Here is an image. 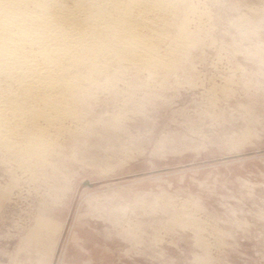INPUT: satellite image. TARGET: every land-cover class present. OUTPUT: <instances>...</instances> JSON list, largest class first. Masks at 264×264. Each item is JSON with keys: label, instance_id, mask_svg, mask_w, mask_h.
<instances>
[{"label": "rangeland", "instance_id": "rangeland-1", "mask_svg": "<svg viewBox=\"0 0 264 264\" xmlns=\"http://www.w3.org/2000/svg\"><path fill=\"white\" fill-rule=\"evenodd\" d=\"M203 4L176 78L100 95L59 171L0 160V264H264V0Z\"/></svg>", "mask_w": 264, "mask_h": 264}, {"label": "bare ground", "instance_id": "bare-ground-1", "mask_svg": "<svg viewBox=\"0 0 264 264\" xmlns=\"http://www.w3.org/2000/svg\"><path fill=\"white\" fill-rule=\"evenodd\" d=\"M204 1L0 0L1 163L55 174L100 95L126 108L164 88L197 44Z\"/></svg>", "mask_w": 264, "mask_h": 264}]
</instances>
